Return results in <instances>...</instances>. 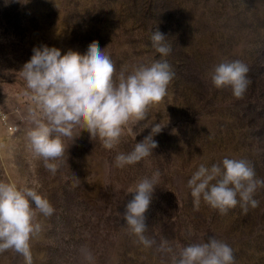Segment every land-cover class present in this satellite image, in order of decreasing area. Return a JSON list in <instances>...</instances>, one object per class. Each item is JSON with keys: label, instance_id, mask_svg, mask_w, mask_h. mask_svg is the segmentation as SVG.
I'll list each match as a JSON object with an SVG mask.
<instances>
[{"label": "rangeland", "instance_id": "rangeland-1", "mask_svg": "<svg viewBox=\"0 0 264 264\" xmlns=\"http://www.w3.org/2000/svg\"><path fill=\"white\" fill-rule=\"evenodd\" d=\"M156 29L171 45L167 57L152 45ZM92 41L107 45L117 76L160 59L175 75L163 101L149 108L146 121L130 120L114 149L79 127L73 141L63 138L67 154L53 174L29 146V109L38 106L21 69L34 47L83 54ZM233 60L249 69L240 99L230 87L215 88L208 75ZM155 123L165 125L153 136V153L116 167V155L131 152ZM225 157L248 161L264 179V0H0V181L33 187L54 208L36 217L33 264H172L183 247L209 239L228 244L235 264H264V187L247 211L238 203L220 214L203 200L194 208L188 180L201 163L211 167ZM156 171L143 234L154 243L147 247L122 214L132 198L127 191ZM165 242L172 251L161 250ZM0 264L25 261L9 249L0 252Z\"/></svg>", "mask_w": 264, "mask_h": 264}, {"label": "clouds", "instance_id": "clouds-1", "mask_svg": "<svg viewBox=\"0 0 264 264\" xmlns=\"http://www.w3.org/2000/svg\"><path fill=\"white\" fill-rule=\"evenodd\" d=\"M166 36L158 29L151 35L152 45L161 57L171 52ZM105 47L92 41L83 54L71 49L62 54L57 47L41 45L33 48L31 58L22 66L27 89L38 106V111L29 109L33 125L27 131L29 146L53 174L58 168L55 161L67 154L69 144L66 145L63 138L73 141L79 135H74V130L79 127V133L87 131L90 138H98L105 149H114L123 127L130 120L136 124L146 121L149 108L163 101L174 78L175 73L166 59L137 64L130 71L121 70L117 76ZM248 71L240 60L221 61L208 75L215 88L230 87L232 95L240 99L251 83ZM164 125L153 124L149 135L136 142L131 152L117 154L115 166L123 168L150 156L158 146L153 136ZM159 176L156 171L127 191L132 198L122 214L125 225L147 247L154 241L143 235L147 227L145 213ZM188 187L195 210H199L203 200L220 214H226L238 203L245 211L249 204L257 207L258 201L253 196L259 187H264V179L257 178L248 161L225 157L211 167L201 163L188 180ZM53 212L49 200L35 188L0 181V252L13 249L24 257L25 264H33L30 241L41 232L36 217L38 214L48 217ZM161 250L172 251L166 242ZM85 258L91 260V255L86 253ZM172 264H235V256L228 244L209 239L183 247L178 256H173Z\"/></svg>", "mask_w": 264, "mask_h": 264}, {"label": "bare ground", "instance_id": "bare-ground-1", "mask_svg": "<svg viewBox=\"0 0 264 264\" xmlns=\"http://www.w3.org/2000/svg\"><path fill=\"white\" fill-rule=\"evenodd\" d=\"M8 129L10 132L15 133L16 131H18V126L16 125H8Z\"/></svg>", "mask_w": 264, "mask_h": 264}]
</instances>
